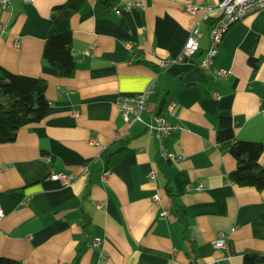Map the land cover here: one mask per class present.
Wrapping results in <instances>:
<instances>
[{"label":"crops","instance_id":"1","mask_svg":"<svg viewBox=\"0 0 264 264\" xmlns=\"http://www.w3.org/2000/svg\"><path fill=\"white\" fill-rule=\"evenodd\" d=\"M223 1L142 0L143 7L116 14L124 0H114L112 8L87 0L71 18L72 78L59 77L43 56L53 10L67 0H10L8 10L0 7V66L45 79L50 103L41 122L0 144V257L21 264H245L252 254L263 258L254 264H264V190L229 180L237 167L229 146L236 140L264 144V10L229 29L205 71L200 62L212 26L204 20L216 22ZM186 4L200 11L191 14ZM195 27L202 33L199 52L170 63ZM137 53L161 74L135 63ZM223 70L230 74L220 76ZM153 83L143 119L164 101L158 114L180 127L165 141L174 160L159 157L144 124L127 127L117 103ZM221 113L232 115L236 133L224 144L216 138ZM259 162L264 166V152ZM58 172L72 175V185L50 179ZM167 184L188 216L197 258ZM219 233L228 241L218 253Z\"/></svg>","mask_w":264,"mask_h":264},{"label":"trees","instance_id":"2","mask_svg":"<svg viewBox=\"0 0 264 264\" xmlns=\"http://www.w3.org/2000/svg\"><path fill=\"white\" fill-rule=\"evenodd\" d=\"M108 8L114 6V0H99ZM87 0H67L63 5L54 8L52 21L53 34L47 39L43 56L45 61L57 71L59 77L72 78L77 71V62L73 56V31L71 18L86 6ZM204 23L213 26L211 18ZM135 63H142L154 69L158 75L162 70L156 65L140 58L136 54ZM48 83L43 78L16 75L0 66V144L13 143L18 131L30 124L41 122L49 112L50 103L46 97ZM164 101L158 107L161 112ZM233 117L229 113H221L218 117L217 142L224 144L235 140ZM237 167L229 173V180L240 187H253L264 190V166L259 162L264 152V144L256 141L236 140L229 146ZM172 199L176 213L184 226V235L190 239V222L184 208L178 203L170 184L165 187ZM192 242V241H191ZM192 255L197 258L194 242L191 246ZM80 258L77 255L76 261ZM263 258L247 254L245 264L262 262ZM0 264H21L20 262L0 257Z\"/></svg>","mask_w":264,"mask_h":264},{"label":"built area","instance_id":"3","mask_svg":"<svg viewBox=\"0 0 264 264\" xmlns=\"http://www.w3.org/2000/svg\"><path fill=\"white\" fill-rule=\"evenodd\" d=\"M24 3H31L34 0H22ZM124 8L115 7V13L121 14L122 10H129L133 8L143 7L142 0H124ZM11 6L10 0H0V7L8 10ZM218 9L221 12V16L216 22H214L210 33H209V47L206 49L201 56L200 67L209 71L213 66L215 59L219 55L220 47L223 41L224 36L229 31V29L244 19L248 15L256 13L258 11L264 10V0H224ZM185 10L191 14H196L200 11V8L194 4H186ZM202 36V33L199 27H195L191 32L184 50L181 56L177 59H173L170 63L177 62L182 59L184 56H192L199 52L200 47L198 40ZM131 49L130 46H128ZM170 63H164L163 66H167ZM230 73L228 71H220V76L227 77ZM154 83L149 85L141 93L134 95H122L118 99V106L121 112V117L125 122L127 127H132L136 123H142L145 125V136L151 139H154L159 144V157L165 160H174L176 156L172 153L167 152L165 147V141L170 136V134L176 130H179L180 127L173 125L167 121V119L158 114H151V117L148 121L143 119V113L147 110L148 100L150 95L153 92ZM173 105H169L171 109ZM264 112V109H263ZM119 137L122 136V133L117 132ZM91 144H95L94 140L90 141ZM85 174H89V170L85 169ZM109 171L103 173V180L107 182L109 180ZM50 179L60 183L62 186H70L74 181V177L64 172H58L51 174ZM189 190L192 187H188ZM203 185H198V190H202ZM154 200L159 201V197L155 196ZM4 213L0 210V221L3 219ZM228 241V236L225 233H219L213 243V248L216 252H221L226 249ZM100 239L95 240V245H99ZM227 258V257H226ZM225 259V258H224ZM220 259H215L206 262L194 261L191 264H217ZM64 264V263H61Z\"/></svg>","mask_w":264,"mask_h":264}]
</instances>
